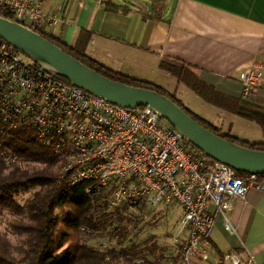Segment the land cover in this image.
<instances>
[{"label": "built area", "instance_id": "1", "mask_svg": "<svg viewBox=\"0 0 264 264\" xmlns=\"http://www.w3.org/2000/svg\"><path fill=\"white\" fill-rule=\"evenodd\" d=\"M43 5L44 0H0V17L44 31L61 21L62 9L46 11ZM25 58L0 40V163L18 161L2 139L28 130L56 156L58 177L67 186L87 183L92 225L100 213L125 211L144 219L177 209L179 230L164 246L174 259L165 264H255L245 249L216 253L208 239L216 214L232 233L225 218L231 203L251 189L264 192V180L251 174L235 177L228 167L191 149L149 108L108 103ZM258 78L255 67L239 76L244 98L256 92ZM80 231L98 250L108 247L93 240L96 228Z\"/></svg>", "mask_w": 264, "mask_h": 264}, {"label": "crops", "instance_id": "2", "mask_svg": "<svg viewBox=\"0 0 264 264\" xmlns=\"http://www.w3.org/2000/svg\"><path fill=\"white\" fill-rule=\"evenodd\" d=\"M103 1L44 0V10L62 9L61 21L44 32L113 72L172 94L221 134L264 141L259 128L264 125V0H151L150 10L139 0L147 17L107 12ZM163 58L184 65L178 78L158 68ZM253 67L259 72L257 89L244 98L238 79ZM174 213L178 219L179 211ZM225 218L232 233L216 214L208 239L212 249L238 254L245 249L255 264H264V192L249 190L231 203Z\"/></svg>", "mask_w": 264, "mask_h": 264}, {"label": "trees", "instance_id": "3", "mask_svg": "<svg viewBox=\"0 0 264 264\" xmlns=\"http://www.w3.org/2000/svg\"><path fill=\"white\" fill-rule=\"evenodd\" d=\"M107 12L127 14L143 13L137 0H122L116 4L110 0L102 2ZM5 16V15H4ZM49 43L55 45L72 58L100 74L122 84L153 90L173 101L192 119L215 135L253 150L264 151V141L247 143L238 141L202 119L193 115L172 94L161 88L113 72L98 63L87 59L62 43L59 38L46 34L40 28H30ZM158 68L174 78H178L184 65L176 60L160 59ZM66 82L65 80L61 79ZM67 83V82H66ZM259 124V123H258ZM264 137V125L259 124ZM2 143L17 155V164L24 166L5 167L0 164V214L9 215L5 228L0 232V264H165L173 262L174 257L166 256L163 244L151 233L155 225L132 223V214L127 212L100 213L97 225H92L90 198L85 193L86 182L67 186L58 177L54 167L59 164L50 150L38 145L28 130H17ZM191 149L200 153L194 147ZM201 154V153H200ZM202 155V154H201ZM203 156V155H202ZM59 166V165H58ZM246 174L234 171V176ZM264 180V176H258ZM33 191L30 197L22 199L23 194ZM133 224V225H132ZM82 227L96 228L93 240H103L108 247L98 250L84 237ZM8 235L14 237L11 243ZM230 253V251L228 252Z\"/></svg>", "mask_w": 264, "mask_h": 264}, {"label": "water", "instance_id": "4", "mask_svg": "<svg viewBox=\"0 0 264 264\" xmlns=\"http://www.w3.org/2000/svg\"><path fill=\"white\" fill-rule=\"evenodd\" d=\"M0 40L74 88L125 109L149 108L204 157L238 173L264 176V151L249 149L215 135L169 98L153 90L107 79L30 29L2 17Z\"/></svg>", "mask_w": 264, "mask_h": 264}, {"label": "rangeland", "instance_id": "5", "mask_svg": "<svg viewBox=\"0 0 264 264\" xmlns=\"http://www.w3.org/2000/svg\"><path fill=\"white\" fill-rule=\"evenodd\" d=\"M114 3H119L120 0H112ZM138 1V0H137ZM147 6V9L150 10V1L151 0H144ZM155 1H159L160 3H164V4H170V2H172L173 0H155ZM158 6H156L157 8ZM26 59V58H25ZM161 80V78H160ZM164 83V82H163ZM162 84V83H161ZM173 87V86H171ZM170 87V88H171ZM183 99V98H181ZM184 102V101H183ZM11 149V148H10ZM12 150V149H11ZM18 163V161H17ZM3 164V163H0ZM5 167H13V166H24L21 165L20 163L16 165V163L14 164H3ZM58 168L59 166L57 165L56 168L54 167V170L58 173ZM33 191H29L26 194H23L19 203L22 202V199H26L28 197H30L31 193ZM177 212V210H173L171 214L167 215L165 213H162L161 211H156V213L154 215H151L150 217H145L144 219L140 217V215L137 214H132V223L136 222L137 220H139L138 222H136V225H144L146 222L150 223V225H155L152 229H151V233H153L154 235H156V239L157 242L159 244H163L168 246V244L170 243V240L168 239L169 236L176 237L177 232L179 230V228L177 227V218L174 217L175 213ZM9 219V215L7 214H0V232L4 231L5 228V221ZM133 225V224H132ZM8 239L11 243L15 242L14 237H11L10 235H8ZM169 253V252H168Z\"/></svg>", "mask_w": 264, "mask_h": 264}]
</instances>
